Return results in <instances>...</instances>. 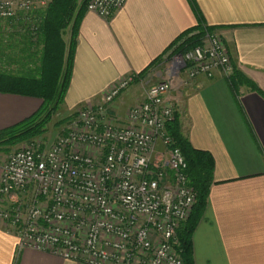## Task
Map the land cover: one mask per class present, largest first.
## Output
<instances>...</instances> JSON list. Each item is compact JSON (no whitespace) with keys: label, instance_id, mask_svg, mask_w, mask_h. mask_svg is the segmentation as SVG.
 Masks as SVG:
<instances>
[{"label":"built area","instance_id":"2783aa9c","mask_svg":"<svg viewBox=\"0 0 264 264\" xmlns=\"http://www.w3.org/2000/svg\"><path fill=\"white\" fill-rule=\"evenodd\" d=\"M50 0H0V20L44 8ZM127 0H88L103 19ZM229 78L233 64L215 31L151 84L130 107L125 125L112 104L138 81L129 75L88 101L50 147L32 145L10 154L0 177V222L14 228L20 249L49 252L81 264H183L177 232L195 194L186 163L167 134L176 117L167 100L172 79Z\"/></svg>","mask_w":264,"mask_h":264},{"label":"crops","instance_id":"0c3cea01","mask_svg":"<svg viewBox=\"0 0 264 264\" xmlns=\"http://www.w3.org/2000/svg\"><path fill=\"white\" fill-rule=\"evenodd\" d=\"M197 15L223 37L233 68L257 91L247 84L234 91L219 71L212 78L181 73L172 79L166 98L176 107L181 134L214 161L206 208L191 238L193 264H264V0H127L107 20L86 11L62 107L98 101L129 75L138 81L111 110L121 114L141 102L142 84L168 78L171 48L197 26ZM42 103L0 93V131L30 118ZM0 264L81 263L20 249L14 228L0 222Z\"/></svg>","mask_w":264,"mask_h":264},{"label":"trees","instance_id":"16d2710c","mask_svg":"<svg viewBox=\"0 0 264 264\" xmlns=\"http://www.w3.org/2000/svg\"><path fill=\"white\" fill-rule=\"evenodd\" d=\"M86 6L87 0H82L81 4L78 0H52L45 11L22 14L15 19L22 48L10 63L17 70L15 73L5 71L8 64L0 66V93L37 98L43 103L27 120L0 131V147L44 134L51 119L63 106L71 80L78 24ZM197 19V26L183 33L173 45L168 59L184 55L201 45L204 37L215 31L205 26L198 15ZM67 33L70 38L65 43L63 36ZM3 68L5 70L2 71ZM228 83L234 91L243 84L257 91L256 86L235 69ZM166 131L184 157L188 184L195 194L189 219L177 232V249L183 264H193L191 238L206 208L208 192L213 184L214 161L209 153L190 146L181 134L177 116L167 125Z\"/></svg>","mask_w":264,"mask_h":264},{"label":"rangeland","instance_id":"374dc122","mask_svg":"<svg viewBox=\"0 0 264 264\" xmlns=\"http://www.w3.org/2000/svg\"><path fill=\"white\" fill-rule=\"evenodd\" d=\"M51 2L52 0L49 1L46 7L37 9L34 12L45 11ZM81 3H82V0H78V4H81ZM19 15H22V14H18L14 19L0 20V66L3 67L4 64L6 65L8 64L6 70L5 68H3L2 71L5 70L11 73H15L17 70L13 68L10 63L13 60H15L14 57L17 58V54L19 50L22 48V46L19 44L21 43V39H20L21 37L18 31V26L16 24L17 22H15V19ZM178 56L179 55H174L173 57L168 59L165 62L164 67L170 68L178 60ZM164 67L157 70L159 74L163 72ZM160 81H161V78L159 77V78H154V80L152 82L150 81L147 85L142 84V86H140L141 94H143L144 89H147L151 84H155ZM84 104H82V106ZM82 106H80L79 108H81ZM79 108L75 110L67 111L64 107H61L57 115H55V117H53L51 121L49 122V124L47 125V128H46L47 131L44 134L32 137L31 139L26 140V141L16 143L15 145L1 146L0 147V163L4 164L8 156L12 154L13 152L20 150V149L30 147L32 145L45 146V147L52 146L57 140V138L64 133L66 126H67V123H66L67 120L71 119V117L73 116L72 114ZM127 111L128 109L126 108L124 109L123 112H121V114H118L112 111V114H113L112 117L113 118L118 117L119 120L122 121L123 125H125L124 121H125V116H126Z\"/></svg>","mask_w":264,"mask_h":264}]
</instances>
